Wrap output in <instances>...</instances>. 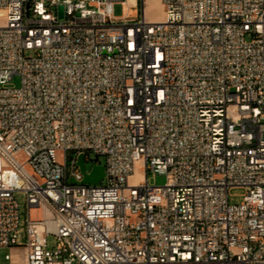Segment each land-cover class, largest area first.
<instances>
[{
    "label": "built area",
    "instance_id": "1",
    "mask_svg": "<svg viewBox=\"0 0 264 264\" xmlns=\"http://www.w3.org/2000/svg\"><path fill=\"white\" fill-rule=\"evenodd\" d=\"M128 1L0 0L7 264H264V0Z\"/></svg>",
    "mask_w": 264,
    "mask_h": 264
},
{
    "label": "rangeland",
    "instance_id": "2",
    "mask_svg": "<svg viewBox=\"0 0 264 264\" xmlns=\"http://www.w3.org/2000/svg\"><path fill=\"white\" fill-rule=\"evenodd\" d=\"M144 5V19L147 22L155 23L161 22L165 18V5L162 0H139V5L134 7L132 4H122L120 2H116L113 5V15L115 18H120L125 14L129 15V18L135 19L138 16V12H140L141 18V8ZM4 24V19L0 17V25ZM10 86H19L20 79L18 76H14L13 79L9 83ZM98 162L99 164H103L104 159L102 157L91 156L85 163V167L87 171H90L93 165ZM148 182L151 185L162 186L166 182V178L164 175L155 174L150 171L147 174ZM145 181V169L142 165H138L136 167V172L134 177L129 179L130 184H136L139 182ZM245 190L243 188H232L229 190V202L231 204H240L243 201V195ZM15 198L19 202L20 205V213H21V227H20V244H26L25 238V224L28 219V206L26 202V198L22 192H16ZM40 215L39 211L32 210L31 216L32 218L38 217ZM56 244V239L54 236L50 235L48 237V245L50 247ZM12 252L13 254H21L23 252V247H19L16 249H11L9 247H0V264H7L8 260L5 258L6 254Z\"/></svg>",
    "mask_w": 264,
    "mask_h": 264
},
{
    "label": "water",
    "instance_id": "3",
    "mask_svg": "<svg viewBox=\"0 0 264 264\" xmlns=\"http://www.w3.org/2000/svg\"><path fill=\"white\" fill-rule=\"evenodd\" d=\"M79 164L83 171V157H80ZM104 177V169L102 166H94L89 174H85L84 182L96 184L99 183Z\"/></svg>",
    "mask_w": 264,
    "mask_h": 264
},
{
    "label": "crops",
    "instance_id": "4",
    "mask_svg": "<svg viewBox=\"0 0 264 264\" xmlns=\"http://www.w3.org/2000/svg\"><path fill=\"white\" fill-rule=\"evenodd\" d=\"M128 2H129V3H136V4H139V0H129Z\"/></svg>",
    "mask_w": 264,
    "mask_h": 264
}]
</instances>
